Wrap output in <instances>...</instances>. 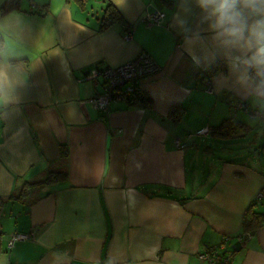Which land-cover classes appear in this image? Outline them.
I'll list each match as a JSON object with an SVG mask.
<instances>
[{
	"label": "crops",
	"instance_id": "0c3cea01",
	"mask_svg": "<svg viewBox=\"0 0 264 264\" xmlns=\"http://www.w3.org/2000/svg\"><path fill=\"white\" fill-rule=\"evenodd\" d=\"M108 4L120 19L100 29ZM155 10L161 23L143 21ZM176 10L177 0H22L20 10L0 14V63L24 78L18 101L0 106V264H204L199 251L224 237L236 241L264 187V113L218 87L229 69L207 33L215 59L193 64L170 26ZM142 51L160 68L141 86L152 107L114 101L96 110L88 99L101 85L85 75ZM215 62L226 71L207 83L203 73ZM239 101L248 111L235 107ZM176 105L178 122L168 117ZM228 117L246 129L227 139L187 137ZM62 170L66 179L16 198L25 182ZM262 202L256 209L264 211ZM18 233L29 236L10 245ZM231 264H264V226Z\"/></svg>",
	"mask_w": 264,
	"mask_h": 264
},
{
	"label": "clouds",
	"instance_id": "9594fccd",
	"mask_svg": "<svg viewBox=\"0 0 264 264\" xmlns=\"http://www.w3.org/2000/svg\"><path fill=\"white\" fill-rule=\"evenodd\" d=\"M170 26L198 67L215 59L206 52L207 33L229 69L217 78L218 87L233 89L264 112V0H177ZM23 86L22 70L0 63V106L17 102Z\"/></svg>",
	"mask_w": 264,
	"mask_h": 264
},
{
	"label": "built area",
	"instance_id": "2783aa9c",
	"mask_svg": "<svg viewBox=\"0 0 264 264\" xmlns=\"http://www.w3.org/2000/svg\"><path fill=\"white\" fill-rule=\"evenodd\" d=\"M143 21L151 23H161L164 19L162 11L147 12L143 16ZM160 71L159 66L146 52L138 53L133 59L116 67H97L85 75V79L96 80L101 85V91L88 99L89 103L99 111H108L109 106L114 101H125L137 90L141 89L142 82ZM209 80L206 82L208 83ZM206 83V84H207ZM211 92V89L208 88ZM235 107L248 111V107L243 101L235 104ZM208 129L202 128L195 133L188 134V138L193 135H205ZM178 147L184 148L186 143L175 139ZM258 198L264 201V187L258 193ZM250 234L247 233L246 237ZM28 234H15L11 237L9 244L19 239L27 238ZM225 242L213 245L197 254V260L206 264H231L232 252L226 251ZM101 264H112L102 262Z\"/></svg>",
	"mask_w": 264,
	"mask_h": 264
},
{
	"label": "trees",
	"instance_id": "16d2710c",
	"mask_svg": "<svg viewBox=\"0 0 264 264\" xmlns=\"http://www.w3.org/2000/svg\"><path fill=\"white\" fill-rule=\"evenodd\" d=\"M22 0H5L0 7V14L4 15L8 12L20 10V4ZM120 16L116 9L111 5L108 4L103 12L100 22V29L106 28L109 25L113 24L114 22L118 21ZM4 46V39L0 34V51ZM19 60H11V62H15ZM225 72L226 65L222 62H215L213 63L206 71L203 73V80L207 81L210 80L214 75L218 72ZM124 102H126L131 107H142L145 109H150L152 107V99L151 97L145 93L144 91L137 90L133 93L129 98H127ZM250 112V111H249ZM264 112H258L261 114ZM183 114V110L179 105L172 106L168 111V117L171 118L174 122H178ZM235 129H246L245 125L240 122L234 121L233 118L228 117L221 121L216 126H212L208 129V132L214 139H227L230 138ZM262 152H264V144L261 146ZM61 154L62 156L67 155L66 147H61ZM67 178V173L65 170L62 171H49L45 178L39 181L33 182H25L21 191L16 196L18 199H22L28 195L29 191L33 186L40 185L44 183H49L55 180H63ZM258 202H262L259 198L256 199V202H252L244 212L243 219H242V232H240L235 238L236 241L232 242L231 239L224 237L219 243L215 245H219L221 242H225L226 251L232 252L234 254L235 251L239 250L243 244V241L246 239L247 233H252L254 230L264 226V211H260L256 209V204ZM264 203V202H262ZM1 201H0V211H1ZM213 246V245H211ZM208 246L205 249L211 247ZM204 249V250H205ZM200 252V251H199ZM198 252V253H199ZM197 253V254H198ZM197 256V255H196ZM200 262V261H199ZM204 263V262H201ZM206 264V263H204Z\"/></svg>",
	"mask_w": 264,
	"mask_h": 264
},
{
	"label": "rangeland",
	"instance_id": "374dc122",
	"mask_svg": "<svg viewBox=\"0 0 264 264\" xmlns=\"http://www.w3.org/2000/svg\"><path fill=\"white\" fill-rule=\"evenodd\" d=\"M196 138H197V141H198L197 144H198L199 146H201V147L204 146V144H203L202 142H200V137H199V136H196ZM201 160H202V157L198 159V163H199L200 165H201V163H203V160H202V161H201Z\"/></svg>",
	"mask_w": 264,
	"mask_h": 264
}]
</instances>
